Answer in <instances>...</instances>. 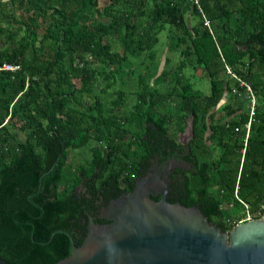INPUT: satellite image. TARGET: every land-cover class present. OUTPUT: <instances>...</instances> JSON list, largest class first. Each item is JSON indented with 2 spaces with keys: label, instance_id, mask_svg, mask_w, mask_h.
<instances>
[{
  "label": "trees",
  "instance_id": "trees-1",
  "mask_svg": "<svg viewBox=\"0 0 264 264\" xmlns=\"http://www.w3.org/2000/svg\"><path fill=\"white\" fill-rule=\"evenodd\" d=\"M198 5L211 32L187 0H0V64L20 66L0 70V244L32 249L45 264L69 255V238L77 246L87 215L106 203L71 188L80 176L67 173L69 150L89 151L79 166L88 188L130 191L140 163L182 149L176 135L188 117L190 169L179 170L168 200L201 206L228 229L245 210L264 213V0ZM161 31L163 66L149 73ZM139 56L147 70L131 102L122 89L107 98ZM197 72L207 93L192 87ZM236 77L255 97L242 160L248 113Z\"/></svg>",
  "mask_w": 264,
  "mask_h": 264
},
{
  "label": "water",
  "instance_id": "water-1",
  "mask_svg": "<svg viewBox=\"0 0 264 264\" xmlns=\"http://www.w3.org/2000/svg\"><path fill=\"white\" fill-rule=\"evenodd\" d=\"M225 98L224 92L215 107ZM191 136L188 117L179 142ZM172 167L187 165L170 160L161 179L158 171L139 177L130 192L99 208L97 216L105 222L87 215L81 242L75 246L69 238V255L53 264H264V213L228 229L201 206L166 200ZM0 264L9 263L0 259Z\"/></svg>",
  "mask_w": 264,
  "mask_h": 264
},
{
  "label": "flooded vegetation",
  "instance_id": "flooded-vegetation-1",
  "mask_svg": "<svg viewBox=\"0 0 264 264\" xmlns=\"http://www.w3.org/2000/svg\"><path fill=\"white\" fill-rule=\"evenodd\" d=\"M181 131H183V129ZM176 141L179 143L182 149L180 148L179 150H174L172 152L168 151L166 153L161 152L160 155H157V153H153V156H150L146 162L140 163V165L138 166V169L140 170V174L136 175V177L133 179L132 182H134L141 176H153L155 175L156 171H158L159 173L158 177L159 179H161L165 173V168L170 162V160H178V161L184 160L186 162L187 167H172L167 173L168 194L166 196V200L171 199L173 197V194H170L171 191L169 188L170 183L175 182L177 184L181 180V172H179V170L182 169L187 171L190 169L189 163L184 159V157L187 156L186 144L188 143L189 139L186 142L181 143L179 142V137L177 133ZM75 173L78 176H80V179L74 185H72L71 188L75 190V193H77V195L78 193H84L86 197L91 198V201L107 202L109 199L114 198L121 193H127L131 191V190L120 191L119 189H115V187L112 186L110 183L107 184L105 183L104 185L100 186L98 189H96V187L94 186L92 188H88L86 184L90 183L89 180L92 177L91 176L86 177L84 175V170H81L80 168H78L75 171ZM99 180H100V176H98L97 182H99ZM93 183H95L94 178H93ZM132 187H133V183H132ZM68 190H70V187ZM154 197L159 198V195H156ZM97 215L98 213L93 217V220L95 217H98ZM33 252L34 251L32 249L26 247L12 248L8 246V244L5 243L0 244V259L8 262L9 264H45L44 262L41 261V258L39 257L32 258L31 254Z\"/></svg>",
  "mask_w": 264,
  "mask_h": 264
},
{
  "label": "rangeland",
  "instance_id": "rangeland-1",
  "mask_svg": "<svg viewBox=\"0 0 264 264\" xmlns=\"http://www.w3.org/2000/svg\"><path fill=\"white\" fill-rule=\"evenodd\" d=\"M3 2H6L8 0H1ZM9 6V5H8ZM10 7V6H9ZM190 23H193V20H190ZM165 34L164 31H161L158 34V42L155 44V55H154V60L153 63L148 67V70L146 69V62L144 63H139V61L141 59H143L142 56H139L138 58H132V68H133V72L132 75L130 77H125V67L121 68V73L119 75H117V77L115 78V82L112 84L111 87H109L107 89V98L110 97L111 94V90H115V89H122L124 90L127 95H126V102L125 104H129L131 102L132 96L133 94H131L130 92L136 90L137 88V78L139 76V74H144L145 73V69L150 73L156 70V74L158 72V70L160 68H162L163 64H162V58L164 56L165 53ZM111 47L114 50H119L120 49V44H119V39L113 38V40L111 41ZM162 64V65H161ZM187 74H189L188 70H185ZM191 81H192V87L194 89H199L202 93H207L208 91V82L207 79L205 77H200L199 76V72L196 73V75H191ZM121 81H123L124 83L121 84ZM70 153L68 154L69 159V165L67 168V173L68 175H70L71 177H73V169L79 168L80 165H83V163L85 162V160H87L89 157L87 156L89 154V151L86 148H78V149H73V150H69ZM66 171V170H65ZM232 211L235 214H238L241 212V209L239 207H236L234 209H232Z\"/></svg>",
  "mask_w": 264,
  "mask_h": 264
},
{
  "label": "built area",
  "instance_id": "built-area-1",
  "mask_svg": "<svg viewBox=\"0 0 264 264\" xmlns=\"http://www.w3.org/2000/svg\"><path fill=\"white\" fill-rule=\"evenodd\" d=\"M187 1H189L191 4L196 5V7H197V9L200 12L201 17H202V24L208 29L209 32H211L210 27H209V22L206 19V17L203 15L201 9L199 8L198 0H187ZM19 68H20V66L18 63L2 62L0 64V70L13 71V70H16ZM225 70H226V73L234 76V74H232L230 72V70L227 66H225ZM236 79L239 81V85L244 87V93L242 94V97L246 99V109H247V113H248V119H247V122L245 123V135H244V140H243V147L240 149L241 160H242L243 153H244V145H245V141H246V137H247L248 129H249V124L252 120L253 110L255 107V97H254V94H253L248 83H246L242 80H239L237 77H236ZM234 91L236 93H239L236 89H234ZM244 206H246V205H244ZM251 218H253V217L245 210L244 218L240 221L248 220Z\"/></svg>",
  "mask_w": 264,
  "mask_h": 264
}]
</instances>
